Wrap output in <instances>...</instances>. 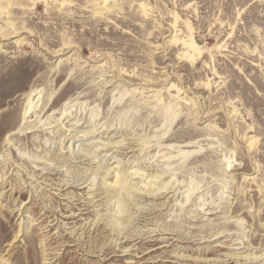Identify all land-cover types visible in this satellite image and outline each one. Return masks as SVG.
Listing matches in <instances>:
<instances>
[{
  "label": "rangeland",
  "instance_id": "374dc122",
  "mask_svg": "<svg viewBox=\"0 0 264 264\" xmlns=\"http://www.w3.org/2000/svg\"><path fill=\"white\" fill-rule=\"evenodd\" d=\"M0 264H264V0H0Z\"/></svg>",
  "mask_w": 264,
  "mask_h": 264
},
{
  "label": "bare ground",
  "instance_id": "6f19581e",
  "mask_svg": "<svg viewBox=\"0 0 264 264\" xmlns=\"http://www.w3.org/2000/svg\"><path fill=\"white\" fill-rule=\"evenodd\" d=\"M73 124V123H72ZM76 128V127H75ZM79 131V130H78ZM75 132V131H74ZM88 148V147H87ZM86 150V149H85ZM98 150V148L97 149H95V150H93V152H96ZM118 164V163H117ZM116 175H118V174H116ZM129 175V174H128ZM118 176H120V175H118ZM118 176H116V181L115 182H113L112 184L113 185H115V184H119L120 182V184L118 185V186H120L121 188L120 189H122L123 187L125 188V187H128L129 186V188L131 187V188H144V187H142V186H139L138 185V183H136V182H128V180H126L127 178L124 176L123 178H119ZM141 176V175H140ZM86 183V182H85ZM152 183V182H151ZM108 184V183H107ZM112 184H108L107 186H110V187H112ZM105 185V184H104ZM106 186V185H105ZM99 188V187H98ZM109 188V187H108ZM117 188H119V187H117ZM103 189V188H102ZM125 189H128V188H125ZM156 189V188H155ZM155 189L152 187H150V188H148V190L147 191H151V192H154L155 191ZM106 190V189H105ZM144 190V189H143ZM122 191V190H121ZM124 191V190H123ZM125 192V191H124ZM129 192V191H128ZM150 192V193H151ZM123 193V192H122ZM149 194V193H148ZM112 203V202H111ZM122 206V205H121ZM117 207V206H116ZM119 208V207H118ZM120 209H121V207H120ZM120 209H118V211L120 210ZM112 210V209H111ZM120 212H121V210H120ZM119 212V213H120ZM123 212V211H122ZM124 212H126V210L124 211ZM114 213H116V212H114ZM115 215H117V214H115ZM110 216V215H109ZM72 217H75V215H72ZM122 217V216H121ZM127 218V217H126ZM116 221V220H115ZM119 221V220H118ZM113 222V221H112ZM120 222V221H119Z\"/></svg>",
  "mask_w": 264,
  "mask_h": 264
}]
</instances>
